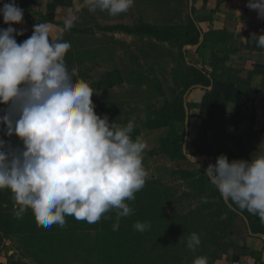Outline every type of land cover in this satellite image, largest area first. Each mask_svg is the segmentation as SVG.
<instances>
[{"label": "clouds", "instance_id": "clouds-1", "mask_svg": "<svg viewBox=\"0 0 264 264\" xmlns=\"http://www.w3.org/2000/svg\"><path fill=\"white\" fill-rule=\"evenodd\" d=\"M89 11L112 16L126 13L134 0H86ZM264 19V0H249ZM24 11L16 0L0 6V17L8 25L0 28V190L7 189L17 217L31 211L38 227L63 228L66 217L96 223L115 210L112 230L119 229L122 217L133 214L129 201L145 186L149 172L143 166L146 144L132 139L134 123H110L98 116L91 97L94 91L83 79H74L65 56L71 43L60 33L73 27L69 20L50 38L48 24L33 26L24 35L12 25L20 24ZM243 25L240 23V29ZM264 48V35L251 34L247 40ZM205 175L225 201L241 211L258 216L264 223V153L250 160H232L221 154ZM139 232L147 222H136ZM201 241L196 233L187 239V248L196 251ZM193 264H207L198 257Z\"/></svg>", "mask_w": 264, "mask_h": 264}, {"label": "trees", "instance_id": "trees-1", "mask_svg": "<svg viewBox=\"0 0 264 264\" xmlns=\"http://www.w3.org/2000/svg\"><path fill=\"white\" fill-rule=\"evenodd\" d=\"M64 27V25H63ZM97 29L105 32H122L127 35H148L158 41H179L182 46H196L198 52L204 49L209 37L213 34H203L200 28L190 19L188 27L165 25L156 26L140 24L129 27L126 25L99 26ZM87 29H71L64 31L62 39L71 43L66 53L65 62L69 69L74 65V51L79 49V39L76 34L85 35ZM194 34V35H193ZM215 35V34H214ZM200 37L202 38L199 42ZM17 43L26 37L17 36ZM214 67V66H213ZM187 76L182 81L183 89L165 101L155 117L145 122V130L166 128L167 134L159 139L158 147L152 150L150 156H165L172 161L184 160L183 137L176 133L175 122L186 119L185 94L195 86H209L215 82L214 76L209 75L205 68L195 65L187 66ZM74 79H86L85 76H75ZM124 81L112 74H102L97 80L89 84L93 91H100L101 95L91 99L95 105L94 111L98 116L107 115L109 122L119 123L118 114L120 104L112 103L111 94H105ZM174 93V92H173ZM110 95V96H109ZM113 98V97H112ZM114 99V98H113ZM101 116V117H103ZM135 140L140 135L139 129L130 134ZM199 154L206 151L198 149ZM195 155V154H194ZM206 161L200 170H170L169 180L188 186L192 191L179 192L178 188L169 186L162 178L147 180L142 190L135 193V199L129 201L134 209L133 214L122 217L119 229L112 230L116 220L115 210L105 213L96 223L77 221L72 216L66 217L63 228L53 225L51 228L38 227L31 211L17 217L13 210V201L7 189L0 190V241L12 236L23 235L32 241L36 252L48 245L59 247L64 242H74L78 233L94 232V251L99 264H182L184 254L188 256L187 239L192 233L200 238V245L194 251L195 259L207 257V264H215L223 258L228 244L234 239H244L248 236H264V224L258 216L241 211L230 201H225L205 175ZM166 177V178H167ZM165 179V178H164ZM178 187V185H177ZM194 201L201 202L195 206ZM147 222L151 227L139 232L133 225L136 222ZM186 252V253H185ZM48 254V252H44Z\"/></svg>", "mask_w": 264, "mask_h": 264}, {"label": "crops", "instance_id": "crops-1", "mask_svg": "<svg viewBox=\"0 0 264 264\" xmlns=\"http://www.w3.org/2000/svg\"><path fill=\"white\" fill-rule=\"evenodd\" d=\"M7 2L0 0V6ZM137 2L145 8L149 4L155 16L166 17L165 24H179L178 19H181L185 26L192 19L203 34H213L201 53L198 52L199 44L184 48L188 56L186 64L205 68L215 79L209 86H195L186 93V119L174 123L176 133L183 137L186 158L178 161L161 155L156 158L173 163L191 162L196 158L203 163L205 155L199 154L198 149L216 139L227 150L243 141L248 147H256L257 154L264 153V48L247 41L251 34L264 35V19L258 18L255 9L247 7L249 0ZM16 4L24 15L22 23L12 27L23 30L26 39L31 36L35 24L44 23L49 25L50 38L55 40L67 21H73L74 25L89 9L86 0H16ZM6 27L8 25L0 17V28ZM163 130L167 134L166 128L148 130L142 139L155 135L156 141L149 147L157 148L159 139L166 136H159ZM0 264L26 263L13 258L11 252L5 255L0 251ZM215 264H264V236L234 239L223 258Z\"/></svg>", "mask_w": 264, "mask_h": 264}, {"label": "rangeland", "instance_id": "rangeland-1", "mask_svg": "<svg viewBox=\"0 0 264 264\" xmlns=\"http://www.w3.org/2000/svg\"><path fill=\"white\" fill-rule=\"evenodd\" d=\"M148 6L149 4L146 7L148 10L143 11L146 9L145 5L134 0L133 6L126 13L117 16L99 10L92 12L88 9L74 24L76 29H87L88 32L85 35H75L79 39L80 47L74 51L72 69H76V76H85L86 79L83 80L88 84L105 73L115 75L117 79L124 81L123 84L113 87L109 92L106 90L105 94L112 95L114 98L111 97L114 101L112 103L120 104L118 114L115 115L119 117V123L116 124L125 126L131 121L135 125L134 129L140 130L139 138L146 144L143 166L149 172L147 180L163 177L165 183L178 188L179 192L185 189L192 191L190 187L179 186L175 181L166 182L171 179L167 177L168 172L181 169L200 170L203 166L202 161L197 162L195 158L191 162L173 163L157 159L158 155H149L152 150L156 149L149 147L152 142L156 141V136L150 134L142 139L148 131L144 129L145 122L155 117V113L163 107L164 102L172 100L173 96L183 89L181 83L186 79L188 69L187 50L184 49L186 45L181 47L179 41L176 40L158 41L148 35H127L122 32L103 33L97 29L99 26L118 24L129 27L140 24L163 26L166 17L155 16V12H152ZM189 21L183 26L181 19H178L179 24L176 22L173 26L188 27ZM170 24L167 23V25ZM187 62L189 63L188 60ZM94 93L93 96L101 95L100 91H94ZM2 107L4 106H0ZM163 131L160 135L158 134L160 137L166 134V130ZM0 138L10 139L13 146L20 145L15 137L3 136L2 126H0ZM202 148L206 151L204 161L207 165L215 164L216 158L221 154L225 155L229 162L239 159L250 160L252 156L257 155L256 147H248L243 144V141L232 146V150H227L219 139L208 142ZM198 203L201 204L198 201L192 204L195 206ZM94 236V232L84 235L79 232L74 242L65 241L61 247L54 245L49 250L48 245L41 246L43 250L36 252L30 239L23 235H12L0 241V251L5 255L11 252L13 258L26 264H99L93 246ZM187 255L184 254L182 264H193L194 251L189 250Z\"/></svg>", "mask_w": 264, "mask_h": 264}]
</instances>
